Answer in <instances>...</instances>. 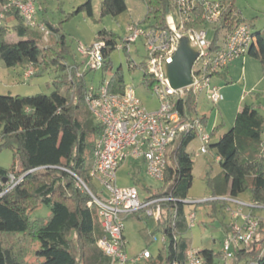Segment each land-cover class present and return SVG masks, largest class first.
I'll use <instances>...</instances> for the list:
<instances>
[{
    "label": "trees",
    "instance_id": "1",
    "mask_svg": "<svg viewBox=\"0 0 264 264\" xmlns=\"http://www.w3.org/2000/svg\"><path fill=\"white\" fill-rule=\"evenodd\" d=\"M143 1L147 5V13L139 23L166 27V16L173 7L171 1ZM230 1L222 24L228 29L243 22L237 15L235 1ZM4 5H8V11L0 26V59L8 67L26 69L33 66L37 77L49 70H55L57 75L53 81L55 88L50 94H0V151L11 148L19 156L18 166H0V264H111V259L97 244L103 230L94 205H89L92 198L77 184L78 176L94 193L97 191L90 175V162L103 125L95 119L86 102L89 71L79 76L81 64L68 62L70 48L61 26L56 27L44 17L42 22L49 30L46 40L44 32L25 24L19 10L9 5V0H0V8ZM126 10V0H103L101 16H118ZM81 11L93 17V0H86L76 13ZM196 15L195 22L188 26L205 21L201 6L197 7ZM12 21L15 22L16 40L9 39V23ZM218 32H215V46ZM259 34L253 31L249 55L259 59L264 70L261 45L255 40ZM99 37L108 43L105 71L112 67L111 56L117 49L118 36L102 29L97 33L96 38ZM261 40L264 46V32ZM137 67L142 68L144 83L150 89L153 79L145 72L146 62L137 63ZM126 85L121 69L112 73L108 85L110 92L123 93ZM177 109L182 116L199 117L206 125L207 116L198 115V99L191 90H185V96L177 101ZM222 128L224 124L212 130V139ZM263 133L264 116L259 106L247 103L237 114L234 124L218 140L210 141L209 147L216 150L222 168L218 175L208 180L214 199L204 203L211 205L214 212L219 205L223 207L228 203L222 198L238 199L246 190H250L254 205L264 206ZM197 137L196 130L179 134L167 149L169 163L164 185L155 190L146 188L152 198H175L159 203L161 214L157 229L166 236L167 242L157 259L153 256L147 259L150 264H187L192 240L188 237L191 227L185 200L194 181V160L189 146ZM10 173L22 177V180L5 191V179ZM40 205H49L51 214L46 218L32 219L31 213ZM130 217L142 218L141 213L130 214L127 219ZM259 219V230L250 247L238 254L239 261L249 259L250 262L264 264V220ZM16 233L29 235L38 241L32 263L27 262L23 253L13 245L5 243L6 234ZM154 236L153 232L147 233L149 244L155 242ZM201 254L205 264H218L223 257L221 250L210 248L201 250Z\"/></svg>",
    "mask_w": 264,
    "mask_h": 264
},
{
    "label": "built area",
    "instance_id": "2",
    "mask_svg": "<svg viewBox=\"0 0 264 264\" xmlns=\"http://www.w3.org/2000/svg\"><path fill=\"white\" fill-rule=\"evenodd\" d=\"M173 7L166 16L167 26L156 28L141 23L128 27V34L122 45L130 54L131 47L139 39L144 41L148 57L146 61L147 74L153 79L151 92L158 97L160 108L149 111L138 97L134 85H126L123 93L109 91V78L105 77L99 85L88 88L86 102L95 119L103 125V132L96 139L94 156L90 175L93 182L103 187V191L94 193L86 182L77 176V184L85 189L92 200L100 219L103 234L98 239L99 248L111 259V264H130L152 257L146 249L139 256L131 259L127 250L125 223L127 216L141 213V216L158 221L161 211L159 203L175 198L157 197L151 194L142 197L137 183L131 186L118 185V170L127 161L143 162L146 174L158 182V187L164 185L169 158L167 149L172 141L182 132L196 130L202 142L200 152L206 153L212 140L211 134L206 131L199 117L187 118L177 109V101L185 96V90H191L198 99V95L206 93L208 100L217 105L224 96L217 85H212V77L236 58L249 55L253 41V31L244 22L235 24L231 29L222 24L229 10V4L222 0H170ZM19 10L25 24L49 35V30L37 18L35 0H9ZM201 6L205 21L195 22L197 7ZM8 5L0 8V26L4 23ZM218 32V42L215 46V32ZM212 34V37H210ZM49 37V36H48ZM184 37H188L192 47L199 56L193 64L191 75L192 84L181 89L172 87L167 75V66L173 61L174 55ZM108 47L105 38H96L91 45H78V51L84 55V68L79 69L78 75L86 71H102L106 65L105 49ZM130 67H137V63L129 57ZM35 68L30 66L24 71V78L34 76ZM264 151V133L261 140ZM218 160L220 157L218 156ZM22 177L10 173L6 181L8 191L15 187ZM96 184V183H94ZM210 197L204 201L186 199L185 202L197 205L213 200ZM226 200V208L230 209L229 202L238 199L222 198ZM258 207L257 205H249ZM235 219L231 228L222 241L221 252L223 257L218 264H240L239 253L250 247L260 227V219L252 211H245L240 207L232 211ZM196 212L187 211L190 227L196 225ZM154 240H157L156 235ZM165 245L167 238L162 237ZM187 264H205L200 248L193 245L187 252ZM250 264H256L251 262Z\"/></svg>",
    "mask_w": 264,
    "mask_h": 264
},
{
    "label": "rangeland",
    "instance_id": "3",
    "mask_svg": "<svg viewBox=\"0 0 264 264\" xmlns=\"http://www.w3.org/2000/svg\"><path fill=\"white\" fill-rule=\"evenodd\" d=\"M227 4H231L230 0H222ZM235 6L242 9L247 15V25L251 28L252 21H258L257 33L264 32V0H234ZM86 0H35L37 9V18L40 22L45 19L52 22L56 27L62 28L66 34L67 42L70 48V54L67 56L68 62L75 61L81 64L84 68V55L78 51L80 43L84 45H91L97 36L99 30L107 29L118 36V45H122L125 37L128 34V27L142 21L147 13V5L143 0H126L127 10L118 15L101 16V6L103 0H93V17H90L86 12H77L78 7L85 3ZM14 21L9 23L11 28L9 39L16 40V32L13 28ZM46 35L45 39L48 40ZM212 37V34L211 36ZM131 57L135 63H142L147 61L148 53L144 46V41L139 39L136 44L131 47L130 54L120 48L112 53V67L102 71H89L86 76L88 86L99 85L103 77H110L116 70L121 69L125 76L127 85H134L137 90L138 97L142 100L144 106L149 111H156L160 108V101L144 83V73L140 67H130L128 61ZM20 68V69H19ZM15 79H12V77ZM57 75L55 70L44 72L41 76H32L29 79L24 78V69L21 66L8 67L0 59V94L13 95H34L37 93L50 94L54 90V78ZM212 85L214 78L212 77ZM197 98V97H196ZM198 114L212 113L213 118H222L225 112L215 107L207 97L206 93L198 95ZM260 113L264 116V111ZM200 116V115H199ZM236 116V115H235ZM214 119L211 120V122ZM224 133V132H223ZM219 136L216 137L218 140ZM1 143V142H0ZM202 142L198 138L194 140L190 146L189 151L193 155L194 181L192 188L189 191L188 199L194 201H204L211 197V189L208 185V180L218 175L222 168L218 155L215 149L209 147L208 152H200ZM92 163V162H90ZM19 165V156L11 148H3L0 151V166L11 168L14 165ZM137 182L138 187L149 188L155 190L158 188V182L150 178L145 171L143 162H132L127 160L118 170V185L120 187L131 186ZM96 189L101 192L103 187L97 182H94ZM145 193V194H144ZM142 197L148 195L147 192H142ZM237 202H229L230 209L225 206H218L217 211L214 212L211 205L208 203L197 204L196 206L187 204V211H195L197 214L196 225L191 227L188 232V237L192 240L194 247L201 250L210 248L220 251L222 241L227 234L228 223L233 218L232 211L238 210L242 207L245 211H254L255 215L264 220V206L251 207L254 205L251 201L250 190L244 191L239 195ZM51 214V207L49 205H40L31 213V218H46ZM97 219V215H95ZM125 236L127 239V250L131 259L139 256L146 249L150 250L152 256L157 259L161 249L164 247L162 242L163 233L157 229V222L142 216V218L130 217L125 223ZM148 231V232H147ZM155 233L157 240L149 244L147 233ZM5 243L13 245L18 252L23 253V257L29 263L34 260V251L39 245L31 236H24L22 233L15 235L6 234L4 236ZM249 259H244L240 264H250ZM130 264H150L149 260L143 259L138 262H130Z\"/></svg>",
    "mask_w": 264,
    "mask_h": 264
},
{
    "label": "crops",
    "instance_id": "4",
    "mask_svg": "<svg viewBox=\"0 0 264 264\" xmlns=\"http://www.w3.org/2000/svg\"><path fill=\"white\" fill-rule=\"evenodd\" d=\"M245 14L246 13L242 9H238V17L246 24L248 21L245 17L247 15ZM256 22L258 21L255 20L251 22V30L254 32H257ZM255 40L256 42L258 41L261 45V47L259 48L261 50L262 56H264V46L261 40V33L255 36ZM80 69L83 70L82 68ZM25 70L26 69H24V71ZM213 78L214 84L220 87L221 92L224 96L223 100H221L219 104L214 106L217 107L220 112H222V114L223 112H225V115H222V118L220 119L217 117L213 118V113L210 116L204 113L198 114L200 116H207L205 128L206 131L210 134L212 133V130L220 124H224V128H222L218 132L216 137L220 136L221 134H223V132L228 130L234 124L237 114L247 103H254L259 106V111H264V70L259 59L254 58L250 55L240 56L234 59L226 69L215 74ZM12 79H15L14 75ZM212 119L214 120L211 122ZM198 138L199 137H197L196 139ZM215 139L216 138L212 140ZM134 183L137 182L134 181ZM141 188V194L142 192H146V189L144 187ZM233 221H235L234 218L229 221V227L227 228L228 231L230 230V225Z\"/></svg>",
    "mask_w": 264,
    "mask_h": 264
},
{
    "label": "water",
    "instance_id": "5",
    "mask_svg": "<svg viewBox=\"0 0 264 264\" xmlns=\"http://www.w3.org/2000/svg\"><path fill=\"white\" fill-rule=\"evenodd\" d=\"M198 52L192 47L188 37H184L176 51L173 61L167 66V75L172 87L185 88L192 84V67L198 58ZM7 179H5V182Z\"/></svg>",
    "mask_w": 264,
    "mask_h": 264
}]
</instances>
